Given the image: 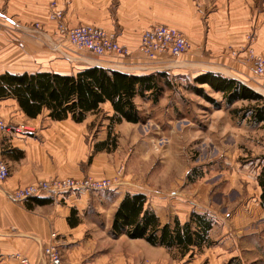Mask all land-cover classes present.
<instances>
[{
  "label": "rangeland",
  "instance_id": "obj_1",
  "mask_svg": "<svg viewBox=\"0 0 264 264\" xmlns=\"http://www.w3.org/2000/svg\"><path fill=\"white\" fill-rule=\"evenodd\" d=\"M1 1L0 72L4 69L15 71L29 68L31 59L22 53L23 48H18L22 47L23 41L16 39V36L30 30L42 37L48 31L36 19L26 23L8 20L10 18L5 17L11 16L6 7L8 0ZM56 10L60 12L59 15L54 13ZM46 16L53 21L52 33L57 39L61 26L68 33L82 25L100 28L82 22L70 23L65 10L55 0L49 2ZM102 30L109 36L112 34L114 38L111 36V39L117 42L115 32ZM248 33L250 37L245 34L247 40L242 45L244 55L241 57L246 62L243 63L244 67L250 68L249 73L241 72L236 78L215 73L238 81L260 95L261 100L236 99L227 104L222 92L206 83L196 82L195 77L209 71L205 69L208 67L205 57L208 56L205 55V49L198 47V44L195 46L194 40L192 45L183 33L190 42L188 51L173 58L165 55L169 57L168 68L152 71L165 72L168 80L158 100L153 102L140 96L133 98L141 116L138 122H114L110 134L106 136L100 131L101 127L109 128L106 115L111 113L110 105L102 104L93 116L83 138L85 146H92L89 150L92 154L88 156V162L94 159L90 163L91 172L86 171L81 176L54 177L93 182L112 179L116 182L111 190L106 188L89 193L93 201L91 199V206L86 207L81 215L83 222L87 223L83 237L95 241L91 249L94 257L105 256L109 259L108 264H112V258L121 253L126 264H225L232 257H237L243 264H264V209L260 205V187L256 180L264 165V121L255 122L247 107L264 104V75L255 70V54L250 51L255 33ZM39 41L45 46L43 39ZM59 43L64 47L62 51L73 58L77 69L90 66L88 63L99 57L92 50L77 48L66 39L59 40ZM231 50L234 48L226 47L215 55L221 62L228 64L238 59V53ZM129 51L132 52L131 49ZM138 53L140 62H143L140 51ZM107 57L126 59L116 55ZM140 73H150V70H140ZM191 86L202 88L203 94H207L214 102L195 93L189 88ZM90 117L87 113L81 121ZM35 182L23 186L34 185ZM127 192L145 194L147 206L161 223L172 224L175 218L182 223L191 213L207 216L211 220L208 231L210 241L199 250L193 253L188 251L180 256L174 249L150 245L142 238H129L124 233L117 234L111 230L113 236L107 237L103 228L110 226L111 229L116 207L113 208L114 201ZM49 243L58 247L61 263L65 264L57 231L50 232L45 245ZM44 249L45 246L42 248L43 255ZM21 261L26 263V258L21 257Z\"/></svg>",
  "mask_w": 264,
  "mask_h": 264
},
{
  "label": "crops",
  "instance_id": "obj_2",
  "mask_svg": "<svg viewBox=\"0 0 264 264\" xmlns=\"http://www.w3.org/2000/svg\"><path fill=\"white\" fill-rule=\"evenodd\" d=\"M50 1L8 0L6 7L11 16L4 15L10 18L8 20L26 23L36 19L48 33L44 32L41 37L27 30L23 35L16 36V39L23 41L22 47H17L23 48L22 53L31 59L29 68L15 71L4 69L0 74L4 71H49L65 74L77 70V64L72 62L73 58L62 51L64 47L59 43L60 38L57 39L52 33L53 21L46 16ZM55 1L65 10L70 23L93 24L113 31L118 42L132 50L131 56L126 59L99 56L93 58L89 65L125 73H140L134 63L141 61L137 51L141 33L157 23L177 28L192 45L194 40L195 46L198 44V47L205 49V55L208 56L205 57L208 65L205 69L209 71L235 78L241 72L249 73L250 68L244 67L243 63L246 62L241 57L244 55L242 47L247 40L245 34L248 31L255 33L251 46L264 57V0ZM40 38L50 46L42 45ZM230 46L234 48L231 51L238 53V59H233L228 64L221 62L215 54ZM119 61L122 64L116 63ZM88 114L90 119L85 118L81 122L74 121L70 116L52 119L48 116V110L43 108L40 113L30 117L14 97L0 98V118L7 123L24 126L20 133L0 131V154L9 168L8 177L0 184V264H23L21 257L26 258L28 264H44L42 248L53 230L59 235L60 253L65 264H108L109 259L105 256L94 257L92 254L95 241L83 237L87 223L83 222L81 215L86 207L91 206L93 197L89 193L92 191L78 189L61 193L43 192L19 202L9 198V193L15 188L37 180L54 176H81L86 171L91 172L90 163L94 159L88 162V156L92 154L89 151L92 146H85L83 138L96 113ZM108 130L109 128L101 127L100 133L108 136ZM122 196L123 194L116 197L113 208ZM37 199L44 202L37 203ZM71 213L77 220L75 225L68 222ZM183 214L186 215L185 212ZM103 229L107 237L113 236L110 226ZM125 262L123 253L112 258V264H126Z\"/></svg>",
  "mask_w": 264,
  "mask_h": 264
},
{
  "label": "trees",
  "instance_id": "obj_3",
  "mask_svg": "<svg viewBox=\"0 0 264 264\" xmlns=\"http://www.w3.org/2000/svg\"><path fill=\"white\" fill-rule=\"evenodd\" d=\"M195 81L206 83L212 89L222 92L227 104L236 99L261 100L260 95L243 84L215 72H204L195 77ZM166 84L168 80L165 72L125 73L95 65L65 74L49 71L5 72L0 74V98L14 97L30 117L46 108L52 119L70 116L77 122L87 113H97L102 104L108 103L111 113L106 118L110 132L114 122L125 120L135 123L140 120V112L133 99L135 96L147 97L156 102ZM189 88L202 94L206 100L213 101L207 94H203L202 88ZM247 107L255 122L264 121V104ZM256 180L260 187V205L264 209V165ZM36 202L42 203L44 200L37 199ZM68 222L75 225L77 220L74 214H70ZM210 228L211 220L197 213H191L182 223L176 218L172 224L161 223L147 206L146 196L142 192L125 193L117 203L111 220L113 233L142 238L150 245L174 249L180 256L188 251L193 253L208 244ZM225 264L243 263L237 257H232Z\"/></svg>",
  "mask_w": 264,
  "mask_h": 264
},
{
  "label": "built area",
  "instance_id": "obj_4",
  "mask_svg": "<svg viewBox=\"0 0 264 264\" xmlns=\"http://www.w3.org/2000/svg\"><path fill=\"white\" fill-rule=\"evenodd\" d=\"M54 13L56 15L60 14L58 10L54 11ZM63 30L64 29L62 26L60 29H58L60 34L58 36L61 41L66 39L70 44L76 46L77 48L87 51L92 50L94 53H96V55L98 54V56L116 55L128 58V56L131 54L129 51L130 48L119 44L118 40L117 42L112 40L111 36L113 37V35L111 34V36H109L100 28L82 25L70 30V33ZM246 36L250 37L248 32ZM138 43V51H140L144 61L137 63L135 68L143 71L150 70V72L158 71L161 67L168 68L167 59L169 57L164 56H179L182 53L188 51L190 46L189 40L183 35L181 31H179L177 28L164 24H158L154 27H149V29H145L141 33ZM250 48V51L255 54V56L253 55V60L256 72L260 75H264V58L260 54L256 53L253 46ZM163 57L166 59H163ZM116 63L122 64L121 61ZM23 128L24 126L22 124H8L2 118H0L1 132L12 131L20 133ZM8 175V165L0 154V184L8 177ZM115 183L116 182L112 179H103L98 182H93L81 179H58L51 177L48 179L38 180V182H35L34 185L31 184L29 186H20L15 188L9 193V198L15 202H19L31 197H36L43 192L61 193L75 189L97 191L111 188V186ZM58 251V247L54 243L45 245L44 256L46 259V264H62ZM24 264H28L27 259L26 263Z\"/></svg>",
  "mask_w": 264,
  "mask_h": 264
}]
</instances>
